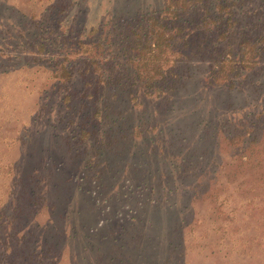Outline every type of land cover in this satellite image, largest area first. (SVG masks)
I'll list each match as a JSON object with an SVG mask.
<instances>
[{"label":"rangeland","instance_id":"1","mask_svg":"<svg viewBox=\"0 0 264 264\" xmlns=\"http://www.w3.org/2000/svg\"><path fill=\"white\" fill-rule=\"evenodd\" d=\"M133 1L0 0V222L4 225L0 238L11 244L4 251L0 242V264H42L37 251L49 247L43 242L45 237L56 244L51 247L55 254L46 258L50 264H99L95 261L97 254L105 252L109 258L115 254L110 252L116 231L128 237L120 225L132 230L131 223L135 221L130 222L127 216L135 217L143 210H150L154 220L157 219L160 234L163 228L174 227L175 220L180 223L185 219L180 231L185 235L189 264H264V60L263 71L253 75V86L247 83L244 87L226 89L203 87L201 80L208 75V62L194 59L190 63L192 75L180 90L179 110L175 114L162 115L164 108L158 101L144 100L136 106L139 113L146 112L150 120L155 118L166 128L165 137L176 141L172 150L181 157L190 156L195 150L198 156L207 147L215 154V143L220 142V167L213 171L202 158L204 173L195 183L203 184L207 190L193 203L189 197L194 193L191 189L194 178L184 183L178 176L176 181L168 182L166 189L171 188L172 192L169 189L167 198L165 195L167 200L154 210L145 199L146 194H136L139 180L132 177V165L119 163L114 158L101 156L93 167L94 171L121 169L117 175L105 179L107 188L102 185V194L98 196L107 210L100 214L88 195L80 194L67 180V173L76 168L84 155L82 146L73 143L77 138L73 127L85 121L83 115L87 108L81 106L84 102L81 99L72 102L76 108L62 103L64 95L58 88L59 77L49 60L52 52L40 55L37 42L42 37L55 42L57 33L66 30L71 37L90 33L91 37L85 35V38L95 41L97 33L93 29L103 26L105 34L109 33L111 17H120L121 11L133 9L136 6ZM141 1L144 7L150 8L164 2ZM241 11L243 19L246 17L255 23L259 17L254 12L264 11V0H244ZM54 54L58 55V51ZM80 78H75L74 92L82 86ZM130 108L122 110L136 114V109ZM252 120L257 121L252 124ZM245 126L253 129L246 130ZM234 129L246 130V141L257 137L253 145L258 146V151L243 156L248 157L246 161L240 157V147L236 151L228 144ZM136 142L140 144L142 139ZM122 143L121 139L119 144ZM130 145L127 142V147ZM137 151L148 154V147L134 144L131 153ZM58 160L65 162L62 166L65 172L59 174L55 170ZM41 164L46 165L41 173L45 180L37 186V166ZM53 170L54 175L50 176ZM93 170L85 169V178L79 172L78 178H82L85 187L91 186L87 177ZM127 177L131 182L126 181ZM172 182L180 188L173 189ZM133 187L134 193H131ZM40 189H49L46 196L49 204H57L56 209L51 211L47 205L39 208L37 190ZM142 192L149 193L144 188ZM110 195L114 197L106 199ZM69 204L71 214L67 217L63 210ZM116 206L121 208V223H115L116 219L108 214ZM72 226L80 230L74 238L70 232ZM8 233L12 234L10 239ZM85 245L89 250L82 249ZM223 247L236 251L227 256L228 251ZM145 250L144 254L150 257L152 252L154 258L159 256L162 261L167 254L164 243L160 242H155L151 251ZM131 252L127 249L124 254ZM101 262L105 264L107 259L104 257ZM109 262L118 264V260Z\"/></svg>","mask_w":264,"mask_h":264},{"label":"trees","instance_id":"2","mask_svg":"<svg viewBox=\"0 0 264 264\" xmlns=\"http://www.w3.org/2000/svg\"><path fill=\"white\" fill-rule=\"evenodd\" d=\"M133 2L136 4L132 7L134 11L131 8L125 9L121 11L120 17H111L108 22L111 24L109 33L105 34L103 26L93 29V32L97 33L95 41L85 38V35L91 37L90 33L71 37L69 30H66L65 33H57L58 40L55 42H48L44 37L37 42L40 55L52 52L49 60L59 77L58 88L64 95L62 103L69 108H76L77 105H72V102L81 99L84 101L81 106L87 108L83 115L85 121L81 126L73 127L74 137H77L73 143L82 146L84 155L82 160L77 162L76 168L67 173V180L78 188L80 194L88 195L87 198L98 214L107 210L103 208L104 205L98 196L102 194V185L107 188L105 179L113 174L117 175L121 170L99 168L94 171V164L101 156L132 165V177L139 180V183H136V194H146L145 199L154 210L167 200L169 189L172 192L171 188L166 189L168 182L176 181L178 176L184 179V183L194 178L191 183L194 193L189 197L191 203L206 192L207 188H204L203 184L195 183L197 177L200 178L204 173L202 158L208 161L205 165L211 166L213 171L220 167V142L215 143L216 155L207 147L198 156V151L195 150L190 156L181 157L172 150L176 141L170 138L168 141L165 137L166 128L156 122L155 118L150 120L149 116L145 115L146 112L139 113L136 109L140 101H158L164 108L162 115L166 116L168 112L175 114L179 110L177 102L181 100L180 90L192 75L190 63L194 59L208 62V75L201 80L206 88L232 89L248 84L253 86V75L263 71L264 11L254 12V15L260 18L255 23L248 21L246 17L243 19L241 7L244 0H164L160 6L151 8L144 7L143 3H140L143 2L141 0ZM57 51L58 55H55ZM78 75L81 76L82 86L76 89L79 91L74 92L72 86L76 85L75 78L79 77ZM128 106H131L130 109L135 108L141 116L138 117L137 112L130 114V110H122ZM145 116L147 119L143 118ZM256 121L252 120V124ZM262 122L264 123V120ZM245 128L253 129L248 126ZM246 130L234 129L228 141L234 150L237 151L240 147V157L245 161L248 157L243 156H250L258 151V146L253 145L257 142L256 136L248 141L244 139ZM138 138L142 139L141 145L148 147V154L145 151L131 153L134 144L140 145L136 142ZM121 139L122 145L119 144ZM127 142L131 143L130 147H127ZM247 142H250L249 146ZM75 153L78 155V152ZM63 165L64 160H58L55 169L57 174L65 172ZM45 166H37V186L45 180L41 176ZM85 169L93 170L87 177L89 183L91 180V186L88 187L83 185L82 178H78L79 172L82 177H86ZM49 175L53 176L54 170ZM126 181L131 182L129 177ZM47 184L45 186L52 189ZM131 185L127 189H130ZM171 186L175 190L180 188L175 186L174 182ZM143 188L149 193L142 192ZM132 189L134 187L131 191ZM48 190H37V205L39 208L47 205L49 210L53 211L57 204H49V198L46 196ZM113 197L110 195L106 199ZM70 205L63 210L67 217L71 214ZM148 212L143 210L135 217L128 215L130 222L135 221L130 224L132 230L120 225L128 237L116 231V235L112 237L113 251L110 252L115 254L110 258L105 252L97 254L95 261L102 264V258L105 257V264H112L109 261L117 260L118 264H189L185 235L180 231L185 226V219L180 223L175 220L174 227L163 228V233L160 234L157 219L154 220L150 210ZM108 214L111 219H116L115 223H121L123 220L121 208L118 206L112 208ZM3 226L0 222V229ZM70 229L73 238L78 236L80 230L77 226ZM11 235L8 233L9 239ZM0 242L4 251L11 246L2 238ZM43 242L49 247L37 251V257L42 264H50L46 258L55 254L51 247H56V244L50 242V237L43 238ZM155 242L165 245L167 254L163 261L159 256L154 258L152 252L150 257L143 253L145 248L151 251ZM83 248L89 250L88 245ZM127 249L132 251L130 255L124 254ZM223 249L228 251L227 256L236 251L224 247ZM70 254L72 258L73 250Z\"/></svg>","mask_w":264,"mask_h":264}]
</instances>
